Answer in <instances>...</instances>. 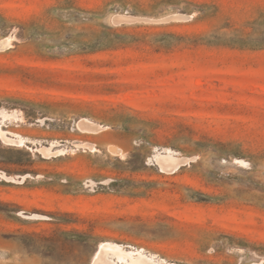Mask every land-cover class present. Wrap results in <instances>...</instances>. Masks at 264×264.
I'll list each match as a JSON object with an SVG mask.
<instances>
[{
	"label": "rangeland",
	"instance_id": "rangeland-1",
	"mask_svg": "<svg viewBox=\"0 0 264 264\" xmlns=\"http://www.w3.org/2000/svg\"><path fill=\"white\" fill-rule=\"evenodd\" d=\"M1 111L0 264H264V0H0Z\"/></svg>",
	"mask_w": 264,
	"mask_h": 264
},
{
	"label": "bare ground",
	"instance_id": "bare-ground-1",
	"mask_svg": "<svg viewBox=\"0 0 264 264\" xmlns=\"http://www.w3.org/2000/svg\"><path fill=\"white\" fill-rule=\"evenodd\" d=\"M138 19L139 18H136V20ZM119 20L120 21H132V20H135V18L127 17L125 19H119ZM0 114H1L0 116V120H1L0 121V138L5 142L11 143V145L13 146H17L23 143L24 142L23 137H21L20 135L14 134L12 132H7L6 130H4L2 126V121L9 120L10 115L6 113L5 111H1ZM81 126H82V129H87V130H92V131H96L98 130V128H100V127H97V125L94 124L93 122H90L85 119L82 120V122L80 123L79 127L81 128ZM56 149H57V146L52 144L50 147H42V148L37 149V151L47 156H51V155L58 156L63 152L62 150H56ZM183 162H184L183 160H180L170 155H166L162 157V159L159 160V163L163 170H171V171H175L179 169ZM120 263L173 264L166 260L155 261L147 257L141 252H137L134 250H128L124 245L117 244V243H109V242L102 245V247L99 249L96 257L94 258L92 262V264H120Z\"/></svg>",
	"mask_w": 264,
	"mask_h": 264
},
{
	"label": "built area",
	"instance_id": "built-area-1",
	"mask_svg": "<svg viewBox=\"0 0 264 264\" xmlns=\"http://www.w3.org/2000/svg\"><path fill=\"white\" fill-rule=\"evenodd\" d=\"M77 129L79 130V127H77Z\"/></svg>",
	"mask_w": 264,
	"mask_h": 264
}]
</instances>
